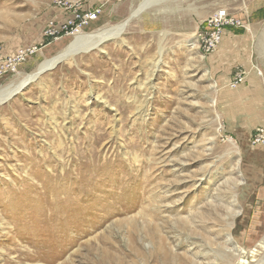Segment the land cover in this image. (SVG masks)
Masks as SVG:
<instances>
[{
    "label": "rangeland",
    "instance_id": "obj_1",
    "mask_svg": "<svg viewBox=\"0 0 264 264\" xmlns=\"http://www.w3.org/2000/svg\"><path fill=\"white\" fill-rule=\"evenodd\" d=\"M54 1L0 0V93L75 40L48 44L16 70L7 65L20 46L42 41ZM99 7L83 33L127 22L119 38L60 59L0 104V264L258 263L264 144L227 131L219 94L238 88L229 87L238 66L222 42L206 54L200 37L222 7ZM262 23L254 34L249 22L235 29L254 51L264 50ZM254 64L264 70V59Z\"/></svg>",
    "mask_w": 264,
    "mask_h": 264
},
{
    "label": "crops",
    "instance_id": "obj_2",
    "mask_svg": "<svg viewBox=\"0 0 264 264\" xmlns=\"http://www.w3.org/2000/svg\"><path fill=\"white\" fill-rule=\"evenodd\" d=\"M109 1L89 0L86 7L93 9L100 5L104 6ZM216 4L246 23L249 22V33L254 34L262 29L264 0H216ZM239 33V30L229 31L222 41L220 52L223 56L230 55L232 57V66H240L247 71V81L240 84L231 93L227 86L224 87L219 94V103L223 120L226 121L227 131L246 144L255 129L264 126V70L254 64L259 59H264V50L258 46L254 51L251 42L247 40L249 38L243 37H249V34L247 32L242 35ZM229 46H231L230 50L227 48ZM261 71L262 75L258 73Z\"/></svg>",
    "mask_w": 264,
    "mask_h": 264
},
{
    "label": "built area",
    "instance_id": "obj_3",
    "mask_svg": "<svg viewBox=\"0 0 264 264\" xmlns=\"http://www.w3.org/2000/svg\"><path fill=\"white\" fill-rule=\"evenodd\" d=\"M102 13V7L87 8L81 1L73 2L70 0H55L52 6V14L46 20L42 31V41L33 45H22L14 54L7 59V65L16 70V68L36 54L43 47L53 42L60 41L65 37H75L84 31L91 23L97 21ZM247 23L237 18L225 8L216 10L212 15L205 19L199 29L201 44L204 52L212 53L215 51L226 34L235 29L247 28ZM247 72L237 67L233 74L229 87L237 88L244 82ZM220 131H224L222 123ZM251 143L254 145L264 144V128H257L251 137Z\"/></svg>",
    "mask_w": 264,
    "mask_h": 264
},
{
    "label": "bare ground",
    "instance_id": "obj_4",
    "mask_svg": "<svg viewBox=\"0 0 264 264\" xmlns=\"http://www.w3.org/2000/svg\"><path fill=\"white\" fill-rule=\"evenodd\" d=\"M136 12V10L134 11ZM127 22L120 23L117 26L112 27V29H115L114 32H111L112 29H106L102 32H97L95 34H85L81 32L79 35L75 36V40L71 43V45L60 55L48 59L45 62H43L39 68L37 69L36 72L29 74L27 77H25L19 84H17L15 87L12 89L7 90L4 93H0V104L4 103L5 101L10 100L11 96L14 93H17L21 90V88L29 81H34L37 77L40 76V74L43 71L51 69L60 59L65 58L69 59L74 57L76 53H81V52H88L92 48H98L100 47V44L104 41H106L108 37L110 36H115L116 38H119L121 36V33L124 31V28L126 26ZM64 89V88H63ZM58 97V96H57ZM52 116V121L54 120L57 122L56 116H59V110L57 108H53L51 111ZM59 118V117H58ZM50 119V118H49ZM48 121V120H47ZM47 123V122H46ZM58 125V123H57ZM103 135L101 134H95L94 138L99 140L101 139ZM90 153L87 152L86 156H91L92 155V149L89 150ZM262 249H264V240L261 242ZM256 264H264V259L260 260Z\"/></svg>",
    "mask_w": 264,
    "mask_h": 264
}]
</instances>
